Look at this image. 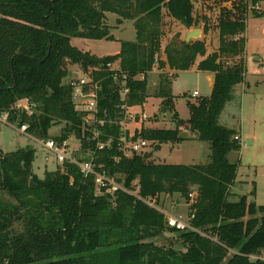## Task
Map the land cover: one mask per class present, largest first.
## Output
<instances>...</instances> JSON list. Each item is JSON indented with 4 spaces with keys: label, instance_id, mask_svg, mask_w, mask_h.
<instances>
[{
    "label": "trees",
    "instance_id": "1",
    "mask_svg": "<svg viewBox=\"0 0 264 264\" xmlns=\"http://www.w3.org/2000/svg\"><path fill=\"white\" fill-rule=\"evenodd\" d=\"M262 2L249 0L252 6ZM231 3L219 13L218 46L207 55L205 19L203 37L185 43L176 32L161 50L166 18L188 30L197 24L192 0H0V116L8 112V124L17 129L26 124L27 134L42 140L64 123L56 141L73 134L83 151L95 152L94 163L124 188L138 181L143 199L178 194L188 203L191 189L197 192L189 207L195 231L178 232L166 225L162 213L126 193L119 192L114 205L108 197L95 196L93 177H83L74 165L39 178L33 171L34 149L0 151V264H264V206L247 196L228 201L237 171L228 156L241 146L233 139L236 132L218 123L234 87L244 80L249 10L243 0ZM108 13L118 17L117 25L133 22L134 41H121L118 54L104 58L71 45L72 38L114 41L105 24ZM251 15L262 13L251 10ZM117 60L128 75L130 106H143L147 76L153 69L160 72L153 96L161 100L159 112L175 124L174 129H141L138 137L156 142L155 152L164 143L184 141L181 131L187 130L208 144V163L156 164L148 154L122 158L116 150L119 127L108 122L97 126V141L112 140L111 146L95 151L91 132L82 136L66 64L87 71ZM192 69L212 74L213 83L209 97L187 103L190 117L182 121L173 110L171 81ZM24 99L37 106L30 118L11 110ZM117 103L112 81L105 79L97 117L115 118ZM249 195H255L254 188ZM165 233L176 234L184 250L157 246L154 241Z\"/></svg>",
    "mask_w": 264,
    "mask_h": 264
},
{
    "label": "rangeland",
    "instance_id": "2",
    "mask_svg": "<svg viewBox=\"0 0 264 264\" xmlns=\"http://www.w3.org/2000/svg\"><path fill=\"white\" fill-rule=\"evenodd\" d=\"M233 1V0H231ZM231 1L224 0H192L194 6V17L197 24L193 26L190 33L195 30L200 31L199 38L202 36V29L204 19L208 24V34L205 37L206 51L209 55L214 51L218 45V32L215 28L219 13L225 8L231 9L233 7ZM246 4L248 17L246 20V28L244 32L245 39V52L243 54L244 65V80L242 84L237 86L233 93L231 100L224 105L220 115L219 125L233 131L239 130L241 121L247 125L245 131L249 138H247L239 152H232L228 156L231 163L237 165L236 178L232 186L229 188V202H236L239 197L247 196L248 200L254 199L256 204L264 206V120L260 122L252 121L253 115L264 119V88L257 89V93L262 96L263 100L254 105V100L247 95L243 102H241L242 88L252 90L255 86V81H260V75L264 73V2L257 4L260 8L259 11L255 10L249 0H243ZM261 4V5H260ZM235 8V7H234ZM251 10L262 13L260 17H253ZM105 24L109 27L110 35L114 37L111 40H88L72 38L71 45L82 52H88L97 58H104L115 56L120 49L121 41H134L135 30L133 22L124 21L121 25L116 24L117 16L114 14H105ZM164 35L161 42V50H163L166 43L170 38L179 32L181 37L189 31L182 27L178 22L164 20L163 25ZM198 38V39H199ZM195 40V39H191ZM160 56V55H159ZM162 56V55H161ZM68 72L76 71L79 67L66 64ZM169 73V72H168ZM171 74V73H170ZM77 75L81 76L82 73L78 70ZM159 72L155 71L147 76V98L143 106L137 108L148 117L145 126L150 129H174L175 124L171 122V118H165V115L159 112L161 100L153 96L158 82ZM171 94L174 97L173 110L178 118L186 121L189 117V108L187 103L197 104L201 99L207 98L211 93V84L207 80L205 73H199L192 69L187 72L177 73L171 81ZM196 92L197 96H193ZM254 107H257L254 110ZM252 121V122H251ZM228 125V126H226ZM64 123H58L53 126L48 135L55 137L59 135L60 130L64 127ZM184 141L181 143H164L160 146L159 150L153 151L154 147L151 146L146 149V152L152 153L149 161L156 164L168 165H196L203 164L209 160V146L197 140L195 135L190 134L187 130L181 131ZM256 136L252 139L251 134ZM79 143L71 141V151L74 158H80L81 152H77ZM25 147H31L35 150L34 171L39 178H43L45 172L56 171L59 165L53 163L51 156L45 161L46 153L41 149L38 143L34 140L27 138L18 132L14 126H8L0 123V151L7 153ZM254 182L258 184V196L253 198L250 192L255 188ZM156 206L172 215L182 216L185 220L189 217V206L185 199L178 194L162 195L158 199ZM16 231H20V226H15ZM176 234L165 233L164 238L155 240L157 246L172 247L175 250L183 251ZM264 259V252L261 253Z\"/></svg>",
    "mask_w": 264,
    "mask_h": 264
},
{
    "label": "built area",
    "instance_id": "3",
    "mask_svg": "<svg viewBox=\"0 0 264 264\" xmlns=\"http://www.w3.org/2000/svg\"><path fill=\"white\" fill-rule=\"evenodd\" d=\"M255 10L259 11V7L256 5ZM77 66V65H76ZM79 67V66H78ZM82 73L81 76L77 75V71ZM153 71V70H152ZM152 71L150 73H152ZM100 74L95 79V75ZM105 79L112 81L114 92L117 94L118 103L116 105V116L111 119L107 114L104 115L103 119L97 117L98 114V103L101 98L103 91V82ZM134 79H143V77H136ZM128 75L122 71L119 65V60L100 62L93 68H88L87 71H83L82 68H78L76 71L68 72L66 78V84L72 91V105L74 111L79 115L81 119L82 136L84 132H91L92 141L96 140L95 151H103L105 148H110L112 140L106 142L97 141L100 131L97 126H103L106 122L110 125L119 127L120 135L116 140V150L120 153L122 158H132L134 156H144L150 152H146L151 146H155L157 143L154 141H146L138 137L141 129H146L145 123L148 120L146 114L142 111H138L139 106H130L128 104L129 88L127 86ZM193 96H197L194 92ZM36 104L30 102L27 99L18 101L11 110L19 115H24L30 118L36 114ZM8 112L0 116V123L8 126H12L7 122ZM108 119V120H106ZM18 132L22 135L27 134V125H22ZM61 132V130H60ZM60 135V133H59ZM49 136L47 139H36L32 136L29 138L39 144L41 149L46 153L45 161L48 160V156L53 159V163L64 168L65 164L74 165L79 169V172L83 177L92 176L94 181V195L98 197H108L109 201L114 205L117 194L119 192L126 193L136 200L143 202L144 204L156 209L162 213L165 217L166 225L178 232L195 231L189 224L192 216L190 215L188 220L182 218L179 215H171L156 206V203L160 196L157 195L153 198L143 199L139 196L140 186L138 181H134L129 188H124L117 181L116 176H109L103 170L101 165L94 163V154L89 150L83 151L81 149L80 140L72 134L67 139L62 141H56L54 138L59 137ZM237 141L240 146L243 142L238 136L233 138ZM71 141L79 143L77 152H81L80 158H74L71 151ZM188 206L196 203L197 192L195 188H192L188 193Z\"/></svg>",
    "mask_w": 264,
    "mask_h": 264
},
{
    "label": "crops",
    "instance_id": "4",
    "mask_svg": "<svg viewBox=\"0 0 264 264\" xmlns=\"http://www.w3.org/2000/svg\"><path fill=\"white\" fill-rule=\"evenodd\" d=\"M261 5V4H260ZM259 10H260V8H259ZM190 33V30L187 32V34L184 36V38L183 39H185V37L188 35ZM202 34V33H201ZM218 46V45H217ZM216 49H217V47H216ZM215 49V50H216ZM242 59H243V56H242ZM155 71H157V70H155V69H153V71H152V73H154ZM152 73H149V74H152ZM200 73V72H199ZM148 74V75H149ZM159 74H160V72H159ZM206 74V76H207V80H208V82L211 84V87H212V83H213V75L212 74H209V73H205ZM261 78H264V73L262 74V75H260V78L259 79H261ZM242 84V83H241ZM237 86H239V85H237ZM237 86H235L234 87V89L237 87ZM255 88L254 89H252V90H250V89H248L250 86L248 85L247 86V88H242V94H241V102H243V100H244V98L247 96V95H251L250 96V98H251V100L253 99L254 100V105L259 101V102H261L262 100H263V98H264V96H263V98H262V96L261 95H259L258 93H257V89H259L258 87H260V88H264V79H262V80H260V81H255ZM234 89H233V91H234ZM257 107H254V110L256 109ZM221 115V114H220ZM220 120V116H219V118H218V121ZM262 120H264L262 117H258L257 115H253V118H252V121H254V122H260V121H262ZM251 121V122H252ZM226 126H228V125H226ZM247 125H245V122H243V120L241 121V123H240V125H239V130L238 131H236V136H238L239 138H241V140H242V142H244L247 138H249V136L247 135V133H246V131H245V128H247L246 127ZM12 127V126H11ZM146 129L147 128H149L148 126H144ZM252 136V139H254L255 138V136H256V133L255 134H251ZM26 137L27 138H29L30 137V135H28V134H26ZM30 139V138H29ZM230 155V154H229ZM229 159V158H228ZM209 162V160H207L206 161V163H208ZM206 163H203V164H206ZM33 171H34V162H33ZM34 173H35V171H34ZM36 174V173H35ZM254 184H255V188H254V191H255V195L253 196V198H257V196H258V190H257V188H258V184H257V182H254ZM248 201H251V202H254L255 204H256V202H255V200L254 199H252V200H248ZM257 205V204H256ZM257 206H259V205H257ZM169 214V213H168ZM172 215V214H171Z\"/></svg>",
    "mask_w": 264,
    "mask_h": 264
},
{
    "label": "water",
    "instance_id": "5",
    "mask_svg": "<svg viewBox=\"0 0 264 264\" xmlns=\"http://www.w3.org/2000/svg\"><path fill=\"white\" fill-rule=\"evenodd\" d=\"M199 36H200V31H199V30L192 31L191 33H189V34L185 37L184 42H185V43H188L191 39H195V40H196V39L199 38ZM166 118L169 119L170 116L167 114V115H166ZM151 156H152V153H149V154H148V158H150Z\"/></svg>",
    "mask_w": 264,
    "mask_h": 264
}]
</instances>
